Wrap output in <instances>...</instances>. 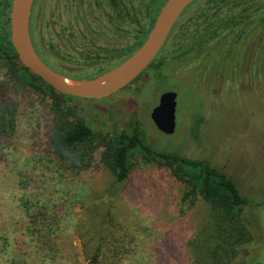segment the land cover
Returning a JSON list of instances; mask_svg holds the SVG:
<instances>
[{
  "label": "rangeland",
  "instance_id": "rangeland-1",
  "mask_svg": "<svg viewBox=\"0 0 264 264\" xmlns=\"http://www.w3.org/2000/svg\"><path fill=\"white\" fill-rule=\"evenodd\" d=\"M152 1L123 0L124 17H118L108 0H36L42 8L41 51L49 61L43 59L61 74L96 73L98 55L133 47L139 28L155 17L147 9ZM193 5L177 26L197 8ZM117 21L122 29L113 25ZM238 43L215 46L209 57L188 51L159 69L164 56L181 45L173 36L124 90L110 98H77L69 104L77 115L72 121L86 122L99 134L132 131L139 124L156 151L207 161L232 176L250 202L245 215L252 241L231 264H251L264 262V35L258 31ZM198 58L206 62L199 66ZM241 60L240 70L232 71ZM5 74L0 65V84ZM252 75L259 78V86L249 81ZM12 92L20 104V119L15 138L0 139V264H92L82 235L89 229L88 215L97 214L95 198L111 184L101 163L103 149L88 169L75 172L64 166L50 144L51 100L43 101L28 86ZM166 92L178 95L173 135L160 132L151 118ZM132 163L131 179L111 205L124 255L120 262L112 261L106 244L100 264H197L192 242L199 236L198 245L202 241L214 247V240L206 237L209 204L201 198L193 207L184 204L182 184L166 168L147 164L142 155ZM95 202L98 208L107 201Z\"/></svg>",
  "mask_w": 264,
  "mask_h": 264
},
{
  "label": "trees",
  "instance_id": "trees-1",
  "mask_svg": "<svg viewBox=\"0 0 264 264\" xmlns=\"http://www.w3.org/2000/svg\"><path fill=\"white\" fill-rule=\"evenodd\" d=\"M166 1L153 0L147 6L155 17L148 26L139 28L133 47L123 48L118 54L110 57L98 55L94 65L99 66V69L94 74L81 76L62 73L63 76L75 81H89L124 62L144 44ZM122 2L123 0H112L118 17H124ZM194 5L197 8L190 13V17L176 25L180 26V30L173 32V36L176 35L181 42L175 57H183L188 51L209 56V51L215 46L218 48L223 44L228 48L230 44L242 42L245 36L251 37L258 31L264 35V0H198ZM35 6L36 0L30 17L31 34L34 46L43 59L46 56L41 52L37 34ZM11 7L12 0H0V65L6 69L5 80L0 84V139L8 142L15 138L20 119V104L12 91L17 87L21 89L28 86L43 98V101L48 98L52 102L54 126L51 128L50 144L64 166L75 172L88 169L95 153L103 149L101 163L110 173L111 184L105 189L106 195L95 198L94 210L97 214H91L92 218L88 215V223L85 226L89 229L85 228L86 233L82 235L84 252L90 257L91 263L100 264L106 244L111 247L109 259L112 261L118 263L124 255L119 249L121 239L116 236L114 230L118 224L111 213V205L131 179L132 158L140 154L147 164L166 168L171 177L182 184L184 204L189 203L190 207H193L198 198L209 204L210 213L205 225L206 228L209 226V232L206 237L208 236L210 241L214 240V247L203 246L202 241L198 245V236L197 240L192 242L199 254L196 263L231 264L241 248L252 241L245 215L250 202L241 194L233 177L220 171L210 162L156 151L148 143L146 133L139 124L132 131H114L105 135L96 132L86 122L72 121L77 115L69 102L77 98L58 93L20 62L11 42ZM118 17L112 18L111 21L119 20ZM119 23L117 21L113 25L122 29ZM162 67L161 63L159 69ZM98 199L107 202L97 208L95 201ZM251 264L264 262L259 260Z\"/></svg>",
  "mask_w": 264,
  "mask_h": 264
},
{
  "label": "water",
  "instance_id": "water-1",
  "mask_svg": "<svg viewBox=\"0 0 264 264\" xmlns=\"http://www.w3.org/2000/svg\"><path fill=\"white\" fill-rule=\"evenodd\" d=\"M34 1H12L11 42L20 62L60 94L85 100H102L127 88L153 64L185 11L198 0H167L144 44L124 62L89 81L68 79L40 57L31 34L30 17ZM70 81L79 85H72ZM177 98L174 92L164 93L151 115L157 129L166 135L176 132Z\"/></svg>",
  "mask_w": 264,
  "mask_h": 264
},
{
  "label": "flooded vegetation",
  "instance_id": "flooded-vegetation-1",
  "mask_svg": "<svg viewBox=\"0 0 264 264\" xmlns=\"http://www.w3.org/2000/svg\"><path fill=\"white\" fill-rule=\"evenodd\" d=\"M109 2H112V0H108V3ZM34 9H36V12L35 13H37V15H36V17H37V20H36V29H37V34H38V38H39V41H40V47H41V45H42V40H41V36H42V28H41V23H40V20H41V16H40V14H41V11H42V8L41 7H38V6H35V8ZM174 30H178V27H175V29ZM173 32L174 31H172V33H171V35H170V37H169V39L171 40V38L173 37ZM174 38H176V36L174 37ZM168 39V42L170 41ZM242 42H239L236 46H239L240 44H241ZM42 50V49H41ZM165 51V50H164ZM42 52V51H41ZM119 53V52H118ZM117 52H112V54H109V53H105V56H108V57H110V56H114V55H116V54H118ZM164 53V52H163ZM40 55V54H39ZM175 55H176V53H172V55L170 54L169 56H164V58H163V61L164 62H162V64H163V67L166 65V63L165 62H170V61H172V60H174L176 57H175ZM209 57V56H208ZM209 60V59H208ZM207 60V61H208ZM196 61V60H195ZM198 61L199 62H201L200 63V65L199 66H201L202 65V63L204 64L206 61H204V62H202L199 58H198ZM196 63V62H195ZM194 64V63H193ZM242 64H243V60H241L240 61V64H235L234 66H233V70L232 71H234L235 70V72H237V70H240V68H241V66H242ZM254 64H255V61L254 62H252V66H254ZM198 66V65H197ZM113 69V68H112ZM159 70V69H158ZM110 71V70H109ZM208 71H210V70H208ZM248 73V72H247ZM247 73H245L244 75H243V77H245L246 76V74ZM218 74H220V73H218ZM251 75V74H250ZM250 82H252L251 84H254L256 81H258V86H259V78L257 77V76H251V79L249 80ZM238 82L236 81L235 82V85H238L237 84ZM241 83H243V81L242 82H240V85H241ZM262 89V88H261Z\"/></svg>",
  "mask_w": 264,
  "mask_h": 264
},
{
  "label": "bare ground",
  "instance_id": "bare-ground-1",
  "mask_svg": "<svg viewBox=\"0 0 264 264\" xmlns=\"http://www.w3.org/2000/svg\"><path fill=\"white\" fill-rule=\"evenodd\" d=\"M69 83H70V84H72V85H79V83H78V82H73V81H70Z\"/></svg>",
  "mask_w": 264,
  "mask_h": 264
}]
</instances>
